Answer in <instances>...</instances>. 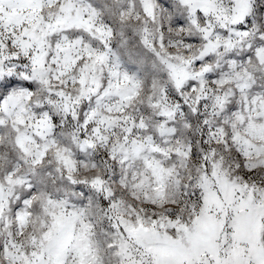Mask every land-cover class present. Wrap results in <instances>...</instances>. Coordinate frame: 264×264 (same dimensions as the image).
I'll list each match as a JSON object with an SVG mask.
<instances>
[{"label": "snow or ice", "instance_id": "obj_1", "mask_svg": "<svg viewBox=\"0 0 264 264\" xmlns=\"http://www.w3.org/2000/svg\"><path fill=\"white\" fill-rule=\"evenodd\" d=\"M0 264H264V0H0Z\"/></svg>", "mask_w": 264, "mask_h": 264}]
</instances>
